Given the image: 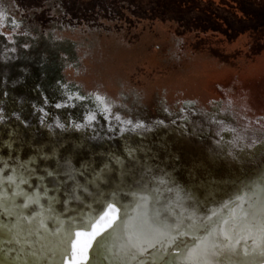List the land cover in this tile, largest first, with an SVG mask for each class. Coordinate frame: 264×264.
<instances>
[{
	"label": "rangeland",
	"instance_id": "rangeland-1",
	"mask_svg": "<svg viewBox=\"0 0 264 264\" xmlns=\"http://www.w3.org/2000/svg\"><path fill=\"white\" fill-rule=\"evenodd\" d=\"M0 14L9 166L34 157L83 182L84 165L109 161L112 179L121 158L130 183L162 175L202 198L264 168V0H0ZM89 94L106 119L94 99L55 107Z\"/></svg>",
	"mask_w": 264,
	"mask_h": 264
},
{
	"label": "snow or ice",
	"instance_id": "snow-or-ice-1",
	"mask_svg": "<svg viewBox=\"0 0 264 264\" xmlns=\"http://www.w3.org/2000/svg\"><path fill=\"white\" fill-rule=\"evenodd\" d=\"M3 19L0 14V21ZM86 99H94L99 115L105 119L111 113L106 98L102 95L93 97V94L68 95L65 103H57L55 107H75L71 101ZM96 119L97 111L87 115L89 122ZM114 119L120 121L121 117L114 115ZM127 123L132 124V121ZM59 127L63 128L64 124H59ZM142 127L136 124L130 130ZM31 163L11 168L0 159V264H101L102 261H110L111 264H177L181 257L184 264H209L210 260L215 264H226L233 256L239 255L236 248L240 240L233 242L232 237L219 226L211 247L201 242L188 248L183 239L187 233L182 220L170 223L153 220L156 228L136 233L128 228L126 215H121L122 209L115 200L97 205L94 212L83 211L81 206L90 207L85 205L87 185L101 182L107 165L99 172L90 164L84 165L83 168L91 169L92 179L81 184L76 176L84 175L83 170L78 173L67 165L63 171L46 169L45 175H38L36 169L28 167ZM48 178L52 179L46 183ZM68 181H72L71 185ZM260 189L264 192V179L260 182ZM50 192L62 194L63 200L55 195L49 196ZM42 199L49 209L56 203L64 206L60 217L54 218L55 229L50 235L44 229L43 221L32 216L34 206ZM140 199L143 201L145 198ZM73 203L77 207H69ZM259 215V226L252 225L258 233L253 245L259 264H264V201L260 203ZM125 229H128V237L116 251L117 234H122ZM208 234L211 236V231ZM36 236L43 237V240L32 239Z\"/></svg>",
	"mask_w": 264,
	"mask_h": 264
},
{
	"label": "bare ground",
	"instance_id": "bare-ground-1",
	"mask_svg": "<svg viewBox=\"0 0 264 264\" xmlns=\"http://www.w3.org/2000/svg\"><path fill=\"white\" fill-rule=\"evenodd\" d=\"M29 161H35V158L31 157L9 167L17 168L18 165L27 164ZM115 161L119 168L116 177L112 179H109L111 170L109 161H106L101 167L92 168L99 172L101 169H105V165H107L102 181L87 185L88 193H84L85 205L90 207L81 206L83 211L94 212L97 205L115 200L117 206L122 209L121 215H126L125 223L128 228L136 233L147 232L149 229L156 228L157 225L152 222L153 220L165 223L182 220L187 233L183 239L188 248L201 244V242L211 247L213 240L218 235L217 226H219L232 237L233 242L240 240V244L236 248L239 255L233 256L226 264H259V258L255 256L253 245V240L258 233L256 227H252V225L259 226L260 224L259 207L260 203L264 201V192L260 189V182L264 179V168L252 177L238 182L228 194L221 198H217L215 192L212 191H209L205 195L206 197L202 198L191 189H187L183 194L180 192L169 193L168 189L171 184L167 177L162 175L154 177L150 181L130 183L126 178V166L122 164V159L116 158ZM28 167L32 168L31 164H28ZM46 169L50 168L46 167ZM59 170L61 169L59 168ZM39 173L38 175H44ZM91 179L90 169V174L85 177V181L79 182L85 184L87 180ZM5 195H8L7 191H5ZM53 195L63 200L58 193H49V196ZM141 197L145 199L141 201ZM34 207L35 211L32 216L43 221L44 229L50 235L55 229L54 218L60 217L64 206L56 203L49 209L46 201L42 199L41 203ZM69 207H77V204L73 203ZM209 231L212 233L211 236L208 234ZM128 234V229H125L122 234H117L116 251H119L120 245L127 239ZM32 239L42 241L43 237L36 236ZM37 246L39 245L37 244ZM89 255L91 258V253ZM101 264H111V262L102 261ZM177 264H184L182 257L177 261ZM209 264H215V261L210 260Z\"/></svg>",
	"mask_w": 264,
	"mask_h": 264
},
{
	"label": "trees",
	"instance_id": "trees-1",
	"mask_svg": "<svg viewBox=\"0 0 264 264\" xmlns=\"http://www.w3.org/2000/svg\"><path fill=\"white\" fill-rule=\"evenodd\" d=\"M113 5V4H112Z\"/></svg>",
	"mask_w": 264,
	"mask_h": 264
}]
</instances>
